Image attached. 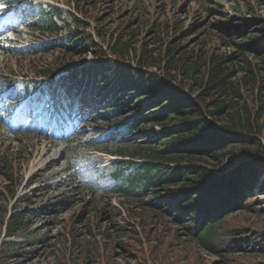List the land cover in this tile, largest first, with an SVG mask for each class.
Masks as SVG:
<instances>
[{
  "label": "rangeland",
  "instance_id": "1",
  "mask_svg": "<svg viewBox=\"0 0 264 264\" xmlns=\"http://www.w3.org/2000/svg\"><path fill=\"white\" fill-rule=\"evenodd\" d=\"M7 1L0 0V5L7 4ZM46 1L60 5L64 10L59 20L62 30L57 36L41 26L39 20L37 24L33 23L41 16L40 12L33 14L26 10L23 13L24 8L28 9L27 2L17 5L12 19L0 25V29L11 25L9 31L0 30V89L5 90L0 92V166L2 164L3 172L9 168L15 172L12 183L5 181L2 174L0 176V191L5 184L8 185V191L0 194V207L7 208V213L22 211L27 216L26 226L11 237L7 236L6 226L0 219V264H64V255L67 264H96L91 257L86 259L88 252L84 247L90 250L98 247L102 255L107 256L113 246H116V264H139L136 259L125 257L119 248L121 241L127 242L130 238L122 236L121 232H113L114 207L117 208L118 223L127 227L126 231L137 230L139 238L136 239L139 240H131L137 249L150 251L157 246L154 256L159 264H186L192 257L197 259V264L229 262L228 258L211 254L191 243L184 231L171 223L165 232L159 233V237L155 231L146 233L145 226L139 223L138 213H148L146 203L150 196L127 184L122 186L123 191H118L120 184L114 178L117 172L115 159L122 156L132 163L125 174L135 176L140 165L139 159L133 156L135 149L146 147L149 141L169 134L175 127L144 122L131 127L128 117L136 103L125 104L115 113L104 111L103 107H98L99 101L92 102L87 96L74 101L81 105L79 118L73 122L69 114L67 117L77 128H71L69 132L63 128L68 132L64 137L55 134L57 120L49 122V118L52 112L62 107L61 104L70 106L72 100L65 94H59L64 93L61 84L63 73L58 71L61 62L82 66L100 61L93 52H76L77 42L83 41L79 40L82 28L76 26L74 17L89 24L86 31L95 34V40L104 45L111 57L114 56L110 50L112 47L122 51L128 61L136 64L139 60L135 56L136 51L138 55L144 47L159 56L160 47L165 54L168 44L179 43L181 48L176 58L185 54L190 57L189 63L200 62V56L205 59L215 53L230 57L235 67L240 69L243 62L235 45L240 43V38L225 34L217 26L222 23L241 24L240 17H264V1ZM7 8L12 10L13 7ZM257 27L252 26L250 30ZM74 31L78 32L71 52L68 49H46L45 42ZM81 48L84 50L85 46ZM252 61L255 69L259 70L260 81L264 82V64L257 59ZM151 71L167 78L172 75L178 80L184 78L178 69L170 71L165 61ZM51 72L57 75L54 88L58 93L55 96L40 92L32 83L36 78L41 81ZM241 74L238 72L236 76ZM11 90L16 96L13 101L7 95ZM16 103L17 110L7 113L10 104ZM30 108L34 109L33 116ZM64 122L68 123L66 119ZM80 123L86 130L83 134H79ZM142 141L146 143L142 144ZM52 142L56 145H51ZM45 150L48 154L43 157ZM56 152L59 153L56 157L58 164L40 171ZM52 173L53 176L44 181ZM37 187L47 188L36 190ZM10 191H17V195L12 196ZM130 208L135 215H128ZM254 216L257 221L255 229H264V216ZM106 231L112 232L111 237H104ZM246 250H249L247 257L252 258L251 264H264V249L258 251L248 246ZM3 254H6V261Z\"/></svg>",
  "mask_w": 264,
  "mask_h": 264
},
{
  "label": "trees",
  "instance_id": "2",
  "mask_svg": "<svg viewBox=\"0 0 264 264\" xmlns=\"http://www.w3.org/2000/svg\"><path fill=\"white\" fill-rule=\"evenodd\" d=\"M260 1L264 0L257 3ZM52 10L54 16H60L56 13L57 7ZM240 18L241 24L217 26L225 34L240 38V43H235L243 62L240 69L230 57L215 53L205 59L200 56V62L189 63L190 57L185 54L176 58L181 48L179 43L168 44L165 54L160 47L159 56L144 47L138 55L136 51L139 60L135 64L112 47L114 57H111L104 45L87 31H82L79 40L83 42H77L76 52H93L100 61L84 67L68 62H61L59 66V70L69 74L63 84L72 93L81 89L87 78L95 82L99 89L91 98L99 100L106 110L118 112L125 104L136 103L128 117L130 126L144 122L175 127L169 134L149 141L146 147L135 149L133 156L140 160L135 176H125L122 169L115 176L123 180L122 184L140 188L144 195L150 196L146 206L151 213L149 210L138 213L139 223L145 226L146 233L155 231L159 237L171 223L183 230L194 245L228 258L226 264H251L252 258L246 255L247 247L264 249V229L257 231L254 220V215L264 216V192L254 193L264 173V82L260 81L259 70L252 61L257 59L264 64V17ZM45 21L53 32H58L54 17ZM75 21L87 26L79 18ZM256 25L259 27L250 30ZM75 37L73 33L55 39L46 44V48L50 51L64 48L71 52ZM82 45L84 50H81ZM162 61L170 71L178 69L184 80L151 71L161 66ZM238 72L242 74L236 76ZM48 75L53 78L55 72ZM118 163L124 168L125 164H132ZM1 174L5 181H15L13 168L3 172L1 164ZM7 188L5 184L0 194H5ZM123 190L119 185L118 191ZM10 192L16 195L15 191ZM1 208L0 219L8 236L26 226L27 216L23 212L8 215L7 208ZM113 212V232L130 238L118 244L123 255L136 259L139 264H159L154 256L157 246L150 251L137 249L131 241L139 240L137 230L126 231L127 227L118 223L116 207ZM132 213V209H128V215ZM119 214L122 215L121 211ZM103 234L109 238L112 232ZM84 248L88 252L87 260L91 257L96 264H116V246L107 256H103L98 247ZM2 258L6 261V254ZM63 260L67 264L65 255ZM186 264H197V259L192 257Z\"/></svg>",
  "mask_w": 264,
  "mask_h": 264
},
{
  "label": "bare ground",
  "instance_id": "3",
  "mask_svg": "<svg viewBox=\"0 0 264 264\" xmlns=\"http://www.w3.org/2000/svg\"><path fill=\"white\" fill-rule=\"evenodd\" d=\"M82 126H83V125L81 124V128H80V130H81L80 133H81V134H83L84 132H86V130H85ZM51 145L55 146L56 143H55V142H52ZM47 154H48V151L45 150V151L43 152L42 156L45 157ZM58 155H59L58 152L54 153V154H53V158H52L50 161H48V162H46L45 164H43V167L41 168L40 171H42V170H44V169H50V168H52L54 165L58 164L59 160H58V158H56ZM54 173H59V172H54ZM54 173H52L50 176L45 177V178H44V181H47L48 179H50V178L53 176ZM43 188H44V187H43ZM43 188H42V187H37L36 190H42ZM46 188H47V187H45L44 189H46Z\"/></svg>",
  "mask_w": 264,
  "mask_h": 264
}]
</instances>
